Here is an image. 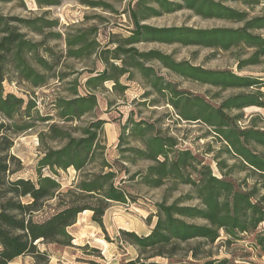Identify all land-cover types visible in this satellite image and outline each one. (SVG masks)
I'll return each instance as SVG.
<instances>
[{
    "label": "trees",
    "instance_id": "trees-1",
    "mask_svg": "<svg viewBox=\"0 0 264 264\" xmlns=\"http://www.w3.org/2000/svg\"><path fill=\"white\" fill-rule=\"evenodd\" d=\"M35 1L44 7L58 4L55 0ZM81 2L113 10L107 3ZM229 3H238L247 11ZM258 7L260 13L250 16ZM182 11L232 26L198 29L147 24ZM122 14L129 23L128 36L113 34L101 47L95 27L66 28L64 35L45 33L57 28L58 21L0 12V264L27 256L34 264H48L49 254L39 245L72 247L68 229L80 214L90 212L91 222L103 228L110 206L135 203L142 188L161 191L155 212L146 219H154V223L142 236L119 231L120 242L135 252L120 264H245L253 252L264 255V119L253 115L245 120L243 113L253 106L264 108L263 79L226 69H205L188 60L177 62L158 50L140 52L135 47L159 43L208 49L212 56L228 52L238 71L259 67L264 74V0H130ZM48 40H62L63 52H56L57 46L48 45ZM67 61L79 69L66 65ZM154 61L180 80L214 88L217 93L202 97L180 89L158 74L151 65ZM96 62L102 65L101 71ZM58 67L63 68L56 80L59 86L64 84V96H54L41 115L31 90L45 87ZM83 74L88 76L81 83ZM122 77L148 90L140 95V102H133L136 110L163 104L172 109L166 115L174 122L206 127L200 138L212 139L204 145L205 151L183 148L184 140L162 127L164 114L135 119L137 112L132 110L121 125L115 157L110 160L104 143L107 121L102 118L98 96L106 83L124 96L128 87L120 83ZM5 83L24 88L28 98L6 93ZM227 90L238 93L218 97ZM153 94L154 99L149 100ZM211 100L217 101L213 104ZM38 123L44 128L37 133L36 177H18L22 165L12 153L13 139ZM206 155H211L218 175L206 162ZM69 169L75 172V179L63 187L59 172ZM246 236L250 237L249 251L234 252ZM216 242L229 257L215 256Z\"/></svg>",
    "mask_w": 264,
    "mask_h": 264
},
{
    "label": "rangeland",
    "instance_id": "rangeland-1",
    "mask_svg": "<svg viewBox=\"0 0 264 264\" xmlns=\"http://www.w3.org/2000/svg\"><path fill=\"white\" fill-rule=\"evenodd\" d=\"M57 5L44 7L36 3L35 0H14L10 3H0V12L4 15L18 16L21 18H36L43 17L46 20L58 21V27L52 30H45V33L50 31L59 32L64 35L66 28L78 27L88 28L95 27L97 29L96 40L102 47L108 43L111 35H119L127 37L129 31L127 30L129 23L127 17L122 14L126 9L127 2L130 0H85L92 2H103L111 5V10H105L99 7H89L81 2V0H55ZM217 1V0H216ZM228 6L247 11V9L238 3H229ZM260 7L254 9L250 16L258 15ZM147 24L154 27H170V26H186L198 29H208L212 27H230L232 24L225 21L203 20L199 17L193 16L188 11H182L171 15H166L161 18L147 21ZM29 37L39 40L40 37L30 35ZM48 45L57 46L56 52H63L65 45L62 40L54 42L48 40ZM140 52L149 50H158L164 54L171 55L175 61L188 60L195 66H201L205 69H226L238 75H251L254 77H261L264 81V74L259 67L245 68L242 71L236 69L235 61L232 53L217 52L212 56V51L208 49H199L194 47H180L178 45H164L159 43H142L135 46ZM66 65L71 68L79 69V65L72 61H67ZM159 75H162L166 81L177 84L180 89L187 90L193 94L204 97L206 93L212 97L217 93V90L208 86L199 85L193 82H186L180 80L171 72L163 69L158 62H152ZM96 69L101 71L103 69L100 63L96 62ZM62 67H58L50 75L48 84L39 89H33L32 97L37 101V108L41 115L47 112V104L54 96H64V84L59 86L56 80L58 71H62ZM67 71V70H65ZM83 74L79 81L82 83L83 79L87 77ZM137 78V74L135 76ZM64 83H67L66 81ZM120 83L126 85L128 88L121 96L114 91L111 83L104 85L105 91L98 96V103L100 111H102V118L107 121L104 125V143L108 158L111 160L115 157V146L117 138L120 133L121 125L125 122L129 111L137 112L135 119L152 118L155 119L158 115L164 114L162 127L168 129L172 135H177L182 138L183 148H188L196 153L205 151L204 145L210 142L212 138H200L206 131V127L201 125L186 124L184 122H174L167 113H171L172 109L160 104L151 107L146 105L136 110L134 101L140 102V95L146 90L139 82H127L125 77L120 79ZM6 93H13L17 97L27 99L28 96L23 93L24 88L15 86L14 84H4ZM80 93H83L82 88H79ZM264 93V88L261 89ZM238 93V90H227L220 92L218 97H227L229 95ZM155 95H151L149 100L154 99ZM218 99V98H216ZM264 101V95L262 97ZM217 100H211L214 104ZM107 102H112V106H107ZM156 111V114L151 115L150 112ZM245 120L250 116L259 115L264 119V108L249 107L243 110ZM44 128V125L38 123L36 127L28 132L19 134L13 139L12 153L20 160L22 170L16 176L21 178L35 179V166L39 157V141L37 133ZM218 144H213V149H218ZM206 162L211 165L215 175H218L216 167L211 160V155H206ZM241 177V176H240ZM75 179V172L72 169L66 172H59L58 180L63 187L69 186ZM128 190L135 195L132 188ZM139 193V194H138ZM136 202H129L127 205L112 204L106 211L103 217V228L91 222V213L86 212L78 216L74 226L68 229L73 237L72 247H58L55 245L43 246L39 245L41 251L46 250L49 254L48 264H120L126 259L133 258L135 252L129 245L120 242L119 231H129L142 236L149 232L154 223V219L146 222L147 217L155 212L154 203L158 202L161 197L160 190L148 191L142 188L137 192ZM36 220H40L41 216H36ZM264 228V225L261 226ZM250 237L246 236L243 242H240L234 248V252L249 251L247 248ZM216 242L213 253L216 257H229L225 250L217 247ZM250 264H264V255L252 254L247 259ZM245 262V264H248ZM10 264H34L31 257H19Z\"/></svg>",
    "mask_w": 264,
    "mask_h": 264
},
{
    "label": "bare ground",
    "instance_id": "bare-ground-1",
    "mask_svg": "<svg viewBox=\"0 0 264 264\" xmlns=\"http://www.w3.org/2000/svg\"><path fill=\"white\" fill-rule=\"evenodd\" d=\"M84 213H86V212H84Z\"/></svg>",
    "mask_w": 264,
    "mask_h": 264
}]
</instances>
